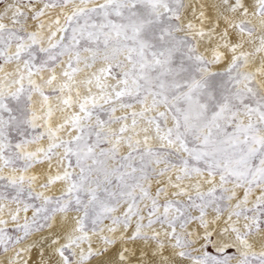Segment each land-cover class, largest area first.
Instances as JSON below:
<instances>
[{"label":"snow or ice","instance_id":"obj_1","mask_svg":"<svg viewBox=\"0 0 264 264\" xmlns=\"http://www.w3.org/2000/svg\"><path fill=\"white\" fill-rule=\"evenodd\" d=\"M0 264H264V0H0Z\"/></svg>","mask_w":264,"mask_h":264}]
</instances>
